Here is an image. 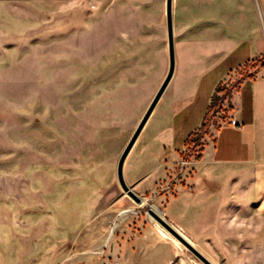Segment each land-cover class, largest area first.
Listing matches in <instances>:
<instances>
[{"label":"rangeland","instance_id":"obj_1","mask_svg":"<svg viewBox=\"0 0 264 264\" xmlns=\"http://www.w3.org/2000/svg\"><path fill=\"white\" fill-rule=\"evenodd\" d=\"M246 10L235 0H174L175 43L203 30L221 41L235 28L262 32L256 0ZM262 66L264 56L225 88ZM168 70L166 0H0V264H204L117 178ZM223 110L208 129L228 121ZM246 173L252 198L245 203L238 185L237 212L264 229V168ZM263 241L254 232V244ZM207 257L264 264V247H238L229 261Z\"/></svg>","mask_w":264,"mask_h":264},{"label":"crops","instance_id":"obj_2","mask_svg":"<svg viewBox=\"0 0 264 264\" xmlns=\"http://www.w3.org/2000/svg\"><path fill=\"white\" fill-rule=\"evenodd\" d=\"M208 1L196 0L200 7ZM235 2L248 12L253 7V0ZM256 3L264 22V0ZM245 21L253 22L252 18ZM249 29L243 33L235 28V35L222 41L206 30L196 35L192 32L184 43H175L173 79L124 167L127 182L206 259L208 255L229 261L235 258L238 247H264V241L254 244V232L264 233L263 227L254 229L252 214H238L236 201L238 185L242 184V199L246 203L252 198L254 181L247 169L264 168V66L231 87L225 102L228 121L219 129H208L206 157L193 165L187 180L191 188L178 186L171 195L159 194L157 187L175 172L190 140L202 129L218 87L233 82L239 71L264 56V29ZM140 147L144 170L136 174L132 158ZM171 255L169 250L161 261H170Z\"/></svg>","mask_w":264,"mask_h":264},{"label":"water","instance_id":"obj_3","mask_svg":"<svg viewBox=\"0 0 264 264\" xmlns=\"http://www.w3.org/2000/svg\"><path fill=\"white\" fill-rule=\"evenodd\" d=\"M173 1L166 0V22H167V39H168V52H169V70L168 73L157 91L155 97L150 103L148 109L146 110L144 116L142 117L140 123L138 124L133 136L125 147L123 153L118 162L117 167V178L120 186L124 192L131 197L136 203L142 204L143 200L130 188L126 182L124 175V167L126 161L134 149L138 139L140 138L144 128L146 127L150 117L152 116L156 106L158 105L160 99L162 98L164 92L166 91L168 85L173 79L176 59H175V40H174V22H173ZM148 214L153 221L158 222L162 227H164L173 237H175L182 245H184L188 250H190L195 256H197L204 264H212L208 259H206L191 243L188 241L175 227L171 225L168 221L162 218L153 209L148 210Z\"/></svg>","mask_w":264,"mask_h":264},{"label":"built area","instance_id":"obj_4","mask_svg":"<svg viewBox=\"0 0 264 264\" xmlns=\"http://www.w3.org/2000/svg\"><path fill=\"white\" fill-rule=\"evenodd\" d=\"M214 115L217 117L219 113L216 112ZM213 125L214 122L212 121ZM235 125V122L231 123ZM205 137L203 136L198 141L188 145L185 151L182 153L181 161L178 163L175 172L168 178L167 181L160 184L157 187V192L159 194H171L174 195L175 189L178 186H187L191 188L190 185H187V180L192 175L194 168L193 165L202 158L203 150L205 147Z\"/></svg>","mask_w":264,"mask_h":264},{"label":"trees","instance_id":"obj_5","mask_svg":"<svg viewBox=\"0 0 264 264\" xmlns=\"http://www.w3.org/2000/svg\"><path fill=\"white\" fill-rule=\"evenodd\" d=\"M226 85H223V87H218L213 99H212V103L210 105V109L208 112V115L204 121V125L202 127V129L200 131H198L192 138V140H190V144L196 142L199 140V137L202 135L203 136H207L209 134L208 131V127H209V123L210 121H212V119H216V116L213 115L214 114V110L215 113H221L223 112V108L225 107V102L227 101L228 97H229V93L230 90H227L225 88ZM213 112V113H212ZM222 124H219L218 126L215 124L216 129H219L221 127Z\"/></svg>","mask_w":264,"mask_h":264},{"label":"bare ground","instance_id":"obj_6","mask_svg":"<svg viewBox=\"0 0 264 264\" xmlns=\"http://www.w3.org/2000/svg\"><path fill=\"white\" fill-rule=\"evenodd\" d=\"M154 210L162 216V213H160L159 210H157V209H154ZM155 222H156V221H155ZM157 223H158V222H157ZM158 224H159V223H158ZM159 225H160V224H159ZM159 225H158V226H159ZM163 228H164V227H163ZM160 229H161V231L163 232L164 235H167V234L169 233L165 228H164V229H165L168 233H167L166 231H164L161 227H160ZM179 232H180V231H179ZM169 234H170V233H169ZM170 235H171V234H170ZM174 238H175V237H174ZM175 239H176V238H175ZM176 240H177V239H176ZM176 240H174V242H177V241H178V240H177V241H176ZM178 242H179V241H178Z\"/></svg>","mask_w":264,"mask_h":264}]
</instances>
